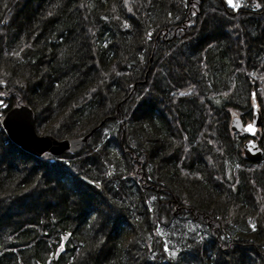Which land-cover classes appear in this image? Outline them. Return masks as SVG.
<instances>
[{
  "label": "trees",
  "instance_id": "1",
  "mask_svg": "<svg viewBox=\"0 0 264 264\" xmlns=\"http://www.w3.org/2000/svg\"><path fill=\"white\" fill-rule=\"evenodd\" d=\"M204 3L0 0V264H264V153L228 129L254 91L264 152V0ZM21 105L40 135L90 134L82 151L13 144Z\"/></svg>",
  "mask_w": 264,
  "mask_h": 264
},
{
  "label": "water",
  "instance_id": "2",
  "mask_svg": "<svg viewBox=\"0 0 264 264\" xmlns=\"http://www.w3.org/2000/svg\"><path fill=\"white\" fill-rule=\"evenodd\" d=\"M254 91L251 93V98ZM253 100V98H252ZM256 101L253 100V104ZM248 124L254 125L256 133L246 130ZM2 129L7 138L24 152L40 157L45 153L52 156H60L65 152L79 154L87 143L90 134L74 139H57L51 135H37L35 131V114L26 106L13 107L7 110L2 121ZM230 131L244 136L241 153L244 160L258 162L263 156V150L258 143L257 132L263 128V113L259 107L252 105L251 119L243 123L241 118L234 115L229 122Z\"/></svg>",
  "mask_w": 264,
  "mask_h": 264
},
{
  "label": "rangeland",
  "instance_id": "3",
  "mask_svg": "<svg viewBox=\"0 0 264 264\" xmlns=\"http://www.w3.org/2000/svg\"><path fill=\"white\" fill-rule=\"evenodd\" d=\"M206 1V3H204L203 4V6H202V8H201V12H203V11H205L206 12V10L208 9V7L207 6H209L207 3H208V0H205ZM225 1V7H226V9H229V10H232V12H236L237 10H239V8H237V9H234V8H232L229 4H228V2H227V0H224ZM239 1H241V0H236V2H239ZM158 10H160L159 11V19H161L162 18V13H163V7H162V5L161 4H156V5H153V9H152V15L154 14V13H156ZM168 9H166V11H167ZM169 13H173V10L172 11H170V9H169ZM161 17V18H160ZM154 18H157L156 16L154 17ZM215 19L218 21V23L219 24H221L222 22H224V23H230L229 22V20H227V19H225V21L224 20H220V19H218V18H216L215 17ZM216 20H215V22H216ZM211 23L214 25V20L213 21H211ZM217 23V22H216ZM207 26V25H206ZM205 26V24L204 23H202V26H201V28H200V30L198 31V33L199 34H197V36L190 42V43H188L187 45H185L186 47H184V48H182L183 49V51L186 53V55L190 58V59H196L197 57H198V55H197V53H198V50L201 48V47H203V45H204V43H205V41H206V32H208L207 31V27ZM242 26H244V23L242 24ZM127 29V27H125V30ZM150 40H152V37H151V39ZM154 40V39H153ZM196 53V54H195ZM172 57H174L175 56V53L174 54H172L171 55ZM145 69L146 70H150L149 69V67H148V65L147 64H145ZM174 75H178V73L175 71L174 72ZM202 78H204V77H202ZM37 80V79H36ZM199 83V82H198ZM200 84V83H199ZM39 106V108H41V115L44 117L45 116V107H46V105L44 106V104H40V105H38ZM232 111H230V114L232 115V113H235V109H231ZM140 112V111H139ZM138 115V114H137ZM36 123L38 124V121H36V118H35V131H36V133H37V135H40L39 133V130H38V126L36 125ZM228 127H229V123H228ZM229 129V128H228ZM230 131V130H229ZM261 134V133H260ZM229 141V140H228ZM259 142H260V135H259ZM99 200H102L103 198L102 197H100L99 195L98 196H96ZM94 201V200H93ZM103 201V200H102ZM107 206H108V208H109V206H110V204L108 203V204H106ZM106 205H103L104 206V208H107L106 207ZM1 207V206H0ZM100 208V207H99ZM98 209V208H97ZM102 214H106V211H104L103 210V212H102ZM183 227H186V228H189V225L188 224H185V225H183ZM231 255H232V253H231ZM235 259V258H234Z\"/></svg>",
  "mask_w": 264,
  "mask_h": 264
},
{
  "label": "snow or ice",
  "instance_id": "4",
  "mask_svg": "<svg viewBox=\"0 0 264 264\" xmlns=\"http://www.w3.org/2000/svg\"><path fill=\"white\" fill-rule=\"evenodd\" d=\"M227 2L234 9H237V8L240 7L239 3L236 2V0H227ZM257 7H259V5H257ZM252 98L255 101V99H256V94L255 93H253ZM0 104H2V102H0ZM253 107L256 108V107H258V105L254 103L253 104ZM246 130L248 132L252 133V134H255L256 133V129H255L254 125H252V124H248L246 126ZM63 239H67V237H64ZM60 250L63 251V244H61V249ZM165 251H169V249L167 247H165ZM171 255L173 257H175L176 256V253L175 252H172Z\"/></svg>",
  "mask_w": 264,
  "mask_h": 264
}]
</instances>
